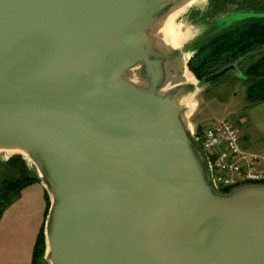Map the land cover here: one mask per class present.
Here are the masks:
<instances>
[{
    "label": "water",
    "instance_id": "95a60500",
    "mask_svg": "<svg viewBox=\"0 0 264 264\" xmlns=\"http://www.w3.org/2000/svg\"><path fill=\"white\" fill-rule=\"evenodd\" d=\"M201 1L0 0V157L46 189V264H264V182L217 190L190 120Z\"/></svg>",
    "mask_w": 264,
    "mask_h": 264
},
{
    "label": "trees",
    "instance_id": "16d2710c",
    "mask_svg": "<svg viewBox=\"0 0 264 264\" xmlns=\"http://www.w3.org/2000/svg\"><path fill=\"white\" fill-rule=\"evenodd\" d=\"M215 1V3H214ZM206 0L204 6H195L187 12L203 16L208 11L219 12L225 9H242L231 15L225 25L219 23L199 27L200 34L191 45L193 54L188 61V67L193 74L201 80L204 77L214 76L213 69L216 64L226 60H234L241 55H247L256 47L264 45V0ZM229 3L231 7H226ZM233 4H236L233 7ZM186 12V14H187ZM204 18V16H203ZM230 23V24H229ZM254 77L246 85V97L248 102L264 100V54L255 62L250 63L246 72ZM217 79V77H216ZM211 80L209 85L216 81ZM202 127H196L195 134L199 137ZM200 143V141H199ZM0 215L2 211L15 200L20 190L28 184L39 181L35 173L27 167L21 156L15 155L7 160L0 157ZM230 189L221 190L227 192ZM46 215L48 211V197ZM42 226L32 254V264H46L42 260L44 251V234Z\"/></svg>",
    "mask_w": 264,
    "mask_h": 264
},
{
    "label": "crops",
    "instance_id": "0c3cea01",
    "mask_svg": "<svg viewBox=\"0 0 264 264\" xmlns=\"http://www.w3.org/2000/svg\"><path fill=\"white\" fill-rule=\"evenodd\" d=\"M245 75L248 78L243 82L247 85L253 77ZM208 86L201 88L200 92L216 91V88L215 90L207 89ZM231 89L233 88H230V91L235 92ZM238 107L233 113H236L234 121L237 122L239 145L250 152L264 151V100L248 102L243 110L240 106ZM222 119L228 118L222 116L210 124H204V119L202 118V121L198 118L197 127L212 126ZM46 195L44 185L39 181L33 182L23 187L18 197L2 211L0 215V264H32L34 245L46 218Z\"/></svg>",
    "mask_w": 264,
    "mask_h": 264
},
{
    "label": "built area",
    "instance_id": "2783aa9c",
    "mask_svg": "<svg viewBox=\"0 0 264 264\" xmlns=\"http://www.w3.org/2000/svg\"><path fill=\"white\" fill-rule=\"evenodd\" d=\"M198 139L211 164V180L217 190L264 181V151L241 148L238 131L230 120L204 127Z\"/></svg>",
    "mask_w": 264,
    "mask_h": 264
},
{
    "label": "rangeland",
    "instance_id": "374dc122",
    "mask_svg": "<svg viewBox=\"0 0 264 264\" xmlns=\"http://www.w3.org/2000/svg\"><path fill=\"white\" fill-rule=\"evenodd\" d=\"M204 4V0L201 2H197L196 4L201 6ZM178 22L183 23L182 17L179 18ZM186 28L189 26L191 36H195L198 32L199 27H195L189 25L187 23H183ZM233 67H235L233 65ZM238 79H233V84H228L227 87L218 88L216 91H201L198 92L197 98L199 101L198 108L193 113V116L190 117V120L193 124L194 129L197 127L198 118L204 119V124H210L214 120L219 117L227 116L228 120L233 122L235 127L237 126V122L234 121V116L236 113L233 111L236 108H240L243 110L245 105L248 104V99L246 97V88L243 80H246L248 77L245 74L237 77ZM254 79V77H253ZM209 87V86H208ZM235 90V92L230 91ZM203 121V120H202ZM264 182V181H263Z\"/></svg>",
    "mask_w": 264,
    "mask_h": 264
},
{
    "label": "flooded vegetation",
    "instance_id": "af4514ba",
    "mask_svg": "<svg viewBox=\"0 0 264 264\" xmlns=\"http://www.w3.org/2000/svg\"><path fill=\"white\" fill-rule=\"evenodd\" d=\"M209 3L211 0H208ZM215 3V1H214ZM216 4H221V1H216ZM231 7L229 3L226 4V7ZM236 4H233V7H235ZM213 10V9H212ZM211 10V11H212ZM242 9H225L224 11L219 12H211L208 11L206 14H204V18L201 15L194 14L187 12L182 17L183 21L189 25L195 26V27H204V25H214V24H221L225 25L227 21L230 19L231 15L237 13L236 11H240ZM231 23L232 21L229 20ZM229 23V24H230ZM264 54V45L256 47L254 50L250 51L247 55H241L236 57L234 60L226 59L218 64L213 69V73L217 76L216 81L212 82L207 89H218L227 87L228 84H233V79L241 76L242 74H246V70L250 63H253L258 59L261 55ZM233 65L235 67H233ZM1 169V167H0Z\"/></svg>",
    "mask_w": 264,
    "mask_h": 264
},
{
    "label": "bare ground",
    "instance_id": "6f19581e",
    "mask_svg": "<svg viewBox=\"0 0 264 264\" xmlns=\"http://www.w3.org/2000/svg\"><path fill=\"white\" fill-rule=\"evenodd\" d=\"M171 30V28L169 27L167 30H166V33H169Z\"/></svg>",
    "mask_w": 264,
    "mask_h": 264
}]
</instances>
